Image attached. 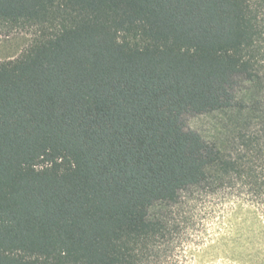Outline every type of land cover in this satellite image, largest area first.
I'll use <instances>...</instances> for the list:
<instances>
[{
    "label": "trees",
    "instance_id": "trees-1",
    "mask_svg": "<svg viewBox=\"0 0 264 264\" xmlns=\"http://www.w3.org/2000/svg\"><path fill=\"white\" fill-rule=\"evenodd\" d=\"M0 23L39 31L0 63V264H210L176 254L200 204L199 256L264 264L259 103L221 143L184 122L264 87V0H0Z\"/></svg>",
    "mask_w": 264,
    "mask_h": 264
},
{
    "label": "rangeland",
    "instance_id": "rangeland-1",
    "mask_svg": "<svg viewBox=\"0 0 264 264\" xmlns=\"http://www.w3.org/2000/svg\"><path fill=\"white\" fill-rule=\"evenodd\" d=\"M38 33L35 27L13 28L6 23H0V63L19 58L35 42ZM251 99L259 103V113H264V87L257 89L254 85L241 81L237 88V105L234 109L202 115L187 114L184 118L186 129L198 131L210 142L221 143L229 140L233 137L236 127L243 123V118L249 115L246 107L252 106ZM251 129L259 130L260 127L254 122ZM194 214H197V223L198 220L199 223L191 227V234L183 235L182 240L177 244L176 254L181 261L195 262L197 260L217 264L219 259L213 253L205 256H199L198 253L214 244L219 226L218 214L212 207H203L201 204Z\"/></svg>",
    "mask_w": 264,
    "mask_h": 264
}]
</instances>
